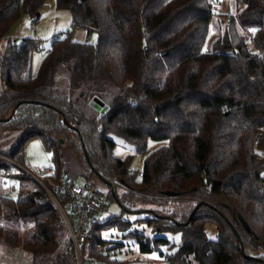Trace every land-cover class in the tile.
<instances>
[{"label":"trees","instance_id":"obj_1","mask_svg":"<svg viewBox=\"0 0 264 264\" xmlns=\"http://www.w3.org/2000/svg\"><path fill=\"white\" fill-rule=\"evenodd\" d=\"M44 1L0 0V43L22 10L38 20ZM213 1L57 0L74 25L98 34L96 44L66 34L48 50L32 38L0 49V141H10L0 153L26 166L25 144L39 138L57 176L68 172L64 146L77 143L92 167L86 181L96 184L97 175L104 190L110 175L125 178L126 209L159 207L143 219L151 234L129 235L161 264H264V0H236L241 10L219 20L224 27L212 40L222 16ZM115 136L144 157L141 176L130 171L132 155L115 156ZM9 167L0 160V171ZM15 172L19 198L0 196L7 224L0 225V259L18 248L26 264H77L53 202ZM108 224L126 233L134 225L119 216ZM95 229L83 259L88 252L98 264H116L97 252L107 241Z\"/></svg>","mask_w":264,"mask_h":264},{"label":"rangeland","instance_id":"obj_2","mask_svg":"<svg viewBox=\"0 0 264 264\" xmlns=\"http://www.w3.org/2000/svg\"><path fill=\"white\" fill-rule=\"evenodd\" d=\"M225 4L222 8V16L215 17V23L211 30V39L214 40L219 36L221 29L224 27L223 21L226 20L227 15L241 10L236 0H224ZM70 34L74 41L96 44L98 40V34L96 32L88 33L85 29L80 28L73 24L71 12L67 9L60 8L57 4V0H45L39 11L38 20L34 21L32 16L22 10L20 18L14 23V25L8 31V34L4 40L0 43V49L7 46L9 39H15L21 43L26 38H32L40 42L41 47L48 50L55 37L65 36ZM44 51L40 50L33 58L32 70L37 73L40 63L43 58ZM105 109L99 108L101 114L105 112ZM71 137V136H70ZM65 142V137H61ZM116 142L114 148V154L119 159H126L129 155H132L130 160V171L136 173L138 176L142 174L144 167V157L135 153L133 145L129 144L121 137H113ZM13 140V139H12ZM0 148L7 149L10 141H0ZM150 148L154 146L153 142H149ZM62 156L64 163L68 168L67 174L73 180L74 184L79 186L86 182L87 176L91 175L92 167L86 159L82 148L75 142L67 144L62 150ZM25 165L30 169L40 168L42 166L54 165L51 153L46 150L41 139L32 138L25 144L24 150ZM110 178H116L119 184L116 187V195L112 196L111 203L109 205V212L103 214L98 222L97 229H95V236L101 238L103 241H107L113 248L108 251L107 258L110 262L123 263V264H161L157 255L149 256L143 254L140 251L139 243L129 235V232L135 229L139 232L151 234V228L147 226L143 220L147 218L146 215H150V211H158L159 207L150 204H138L134 206L131 212L125 208V204H121L122 195L126 191H130V185L125 178H119L114 175H110ZM124 179V180H123ZM98 186L103 188L100 178L95 175L91 177ZM124 181V183L122 182ZM12 184V183H11ZM17 185V190L7 194L5 188L0 186V196H7L12 200L19 198L21 187L19 183H13ZM3 189V190H2ZM7 194V195H6ZM147 212V213H142ZM121 217L122 219H128L134 223L131 230L128 233L122 231L118 227L109 225L110 219L115 217ZM168 216V215H167ZM166 216V217H167ZM137 220V221H136ZM139 220V221H138ZM0 225L6 226V221L0 215ZM210 228L208 229V233ZM154 236V235H153ZM172 242H179V235L165 234ZM213 236V234H212ZM61 238V233H60ZM62 240V239H61ZM63 242L69 243V240L64 238ZM119 244L122 246L118 247ZM90 246V245H89ZM166 249V248H164ZM2 250V248H1ZM3 253H9L7 249L2 250ZM2 253V254H3ZM56 257V255L54 256ZM150 258V259H149ZM84 260L89 263V253L85 254ZM97 261V260H96ZM98 263H102V259L98 260ZM0 264H4L0 259ZM26 264V263H19Z\"/></svg>","mask_w":264,"mask_h":264},{"label":"built area","instance_id":"obj_3","mask_svg":"<svg viewBox=\"0 0 264 264\" xmlns=\"http://www.w3.org/2000/svg\"><path fill=\"white\" fill-rule=\"evenodd\" d=\"M223 7L224 0H214L212 12L220 15L223 13ZM9 41L12 49L19 48L20 43L17 40L10 39ZM247 45L251 53L256 51L252 37ZM0 160L11 166L0 171L1 188H5L7 194L16 190V185L11 184V181H15L17 178L15 168L32 179L44 190L58 211L60 224L63 226L61 239L67 238L74 247L77 264H98L96 260L85 263L82 257V248L92 235L91 228L98 225L103 214L109 212L111 198L116 193V187L119 184L118 180L111 178L104 190L89 181L77 186L65 172H60L56 176L57 172L54 166L30 169L2 153H0ZM96 250L101 254H107L111 250V245L108 242L100 243L97 244ZM1 259L5 264L23 263L25 252L16 248L10 255H2Z\"/></svg>","mask_w":264,"mask_h":264},{"label":"water","instance_id":"obj_4","mask_svg":"<svg viewBox=\"0 0 264 264\" xmlns=\"http://www.w3.org/2000/svg\"><path fill=\"white\" fill-rule=\"evenodd\" d=\"M17 108V107H16ZM15 111H16V109L13 111V113H12V115L15 113ZM11 118V117H10ZM10 118H8V120L10 119ZM7 120V121H8ZM87 161L89 162V159H88V157H87ZM172 195V194H171ZM113 196H116V193H114L113 194ZM173 196V195H172ZM152 211H150V213H151ZM142 213H147V212H142ZM166 218H169V219H171L172 221H174L175 223H177L178 224V222L176 221V220H174V218L173 217H171V216H167ZM245 226H246V228H247V230L248 231H250V229H249V227L245 224ZM239 239H240V241H241V238L239 237ZM242 250H243V252H244V249L242 248Z\"/></svg>","mask_w":264,"mask_h":264},{"label":"bare ground","instance_id":"obj_5","mask_svg":"<svg viewBox=\"0 0 264 264\" xmlns=\"http://www.w3.org/2000/svg\"><path fill=\"white\" fill-rule=\"evenodd\" d=\"M117 196V195H116Z\"/></svg>","mask_w":264,"mask_h":264}]
</instances>
